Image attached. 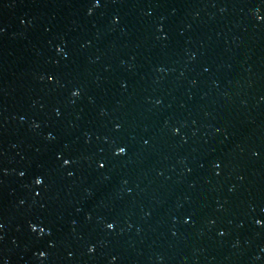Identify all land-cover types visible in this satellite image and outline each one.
Here are the masks:
<instances>
[{"label": "water", "instance_id": "water-1", "mask_svg": "<svg viewBox=\"0 0 264 264\" xmlns=\"http://www.w3.org/2000/svg\"><path fill=\"white\" fill-rule=\"evenodd\" d=\"M257 219L264 0H0V264H264Z\"/></svg>", "mask_w": 264, "mask_h": 264}, {"label": "snow or ice", "instance_id": "snow-or-ice-1", "mask_svg": "<svg viewBox=\"0 0 264 264\" xmlns=\"http://www.w3.org/2000/svg\"><path fill=\"white\" fill-rule=\"evenodd\" d=\"M95 2L98 4V3H99V0H95ZM257 18L260 19L261 17L258 16ZM48 78H49L50 80L53 79L52 76H49ZM76 94H77V92L74 91V92H73V95H76ZM125 151H126L125 147H122V146H121V147H117V148H116V152H117L118 154H123V153H125ZM69 162H70V161H69L68 159H65V160L63 161L64 164H68ZM100 167H103V164H101ZM35 183H36L37 185L41 184V183H42V178L39 177V176H37V177L35 178ZM256 223H257V224H261V223H264V221H262V220H260V219H257V220H256ZM107 227H108L109 229H112V228L114 227V225H113L112 223H108V224H107ZM41 231H43V229H41ZM89 251H92V249L90 248ZM40 255L43 256L44 253L41 252ZM114 259H115V258H114Z\"/></svg>", "mask_w": 264, "mask_h": 264}, {"label": "clouds", "instance_id": "clouds-1", "mask_svg": "<svg viewBox=\"0 0 264 264\" xmlns=\"http://www.w3.org/2000/svg\"><path fill=\"white\" fill-rule=\"evenodd\" d=\"M90 248H91V247H90ZM90 248H89V249H90Z\"/></svg>", "mask_w": 264, "mask_h": 264}]
</instances>
